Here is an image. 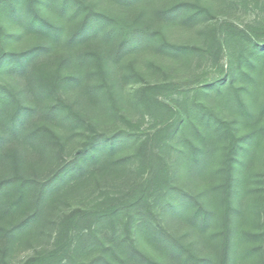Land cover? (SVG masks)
Masks as SVG:
<instances>
[{"label":"trees","instance_id":"16d2710c","mask_svg":"<svg viewBox=\"0 0 264 264\" xmlns=\"http://www.w3.org/2000/svg\"><path fill=\"white\" fill-rule=\"evenodd\" d=\"M103 1L106 10H99L94 0H0V239L13 243L32 238L36 225L49 221L63 206L68 213L61 217L55 248L35 251L21 264H162L140 249L138 239L173 264H216L212 253L216 243L220 247L217 264H230V255L239 254L238 244L244 239L252 245L245 254L259 253L264 260V188L257 200L260 219L255 230L242 233L233 227L242 218L234 206L242 195L235 183L242 179L246 161L264 137V125L255 126L253 110L234 86L245 69L239 65L243 72H238L231 65L225 78L195 91L194 97L201 98L207 95L204 89H213L215 108L186 96L180 107L179 102L171 105L159 96L169 97L173 83L145 82L132 95L131 105L142 110V120L148 116L161 123L154 122L157 125L143 131L132 122L131 110H123L116 94L127 79L143 80L135 67L118 76L121 61L130 54L151 49L170 61L197 51L202 57L217 55L219 42L214 50V44L207 49L190 48L169 38L175 27L204 23L212 8L188 0ZM223 27L218 31L227 32L221 36L228 48L231 32L243 36L239 40L243 65L254 71L261 68L264 45H252L253 38L233 23ZM216 33L209 28L201 31L210 41ZM21 41L27 43L24 48L12 47ZM39 57L43 58L37 61ZM244 77L255 79L247 72ZM67 87L83 90L84 110L64 100L61 93ZM256 107L262 115L264 105ZM226 108L234 109L238 121L252 125L248 134L238 136L237 120L222 117L211 122L212 117L218 118L215 109L219 115ZM107 109L122 119L124 127L112 133L96 128L94 116L101 117L98 114ZM35 114L39 117L34 122ZM198 120L210 123V130L193 126L194 142L179 141V136L185 148L175 146V136L192 131L187 124ZM18 142L22 151L11 150ZM166 147H172L168 156ZM173 150L180 159L171 158ZM218 153L222 154V182L193 191L196 181L206 180L209 164ZM178 161L196 181L185 178L183 182ZM55 164L51 174L43 177ZM163 215L182 222L203 246L202 253L169 231ZM103 228L114 233V237L106 236L113 238L107 245L99 236ZM72 230L80 240L73 245L68 238L65 246ZM93 248L101 249L100 255L88 261L85 257Z\"/></svg>","mask_w":264,"mask_h":264},{"label":"rangeland","instance_id":"374dc122","mask_svg":"<svg viewBox=\"0 0 264 264\" xmlns=\"http://www.w3.org/2000/svg\"><path fill=\"white\" fill-rule=\"evenodd\" d=\"M94 1L98 2L97 8L99 10L107 9V6L104 5L103 0ZM188 1H197L203 5L210 6L212 8V14L209 18L206 17L204 23L202 22L195 27H175L172 33L169 34L170 40L180 45L189 46L190 48L197 46L207 49L208 46L214 44V50L218 49L217 42H219L221 44V50L215 56H213L212 54H207L205 57H202L201 53H198L199 51H197V54H192L193 56L191 57L183 56L180 59L171 61L156 56V54L153 53L151 49H148L147 51L142 52L140 54L137 53L133 56L130 54V56L124 58L121 61L118 76L122 78V74H124L125 72H129L132 69L131 67H135L139 70L140 73H142L143 80L127 79L125 83H123V90L120 91L119 88H117L116 94L119 97L120 104L123 110L125 112H127L128 109L131 110L130 118L132 119V122L138 124L142 131L149 128L151 125H157L154 124V122L161 123L160 120H155L148 116H146L144 120H142V110L133 107L130 101L135 91L140 88L145 82L155 83L159 81L170 82L173 83V85L175 86L174 92H171L169 97L160 95V100L166 101L171 105H174V103L176 105L179 102L178 106L180 107L181 100L184 96H186L189 101H192L193 99L197 101H204L208 104H211L212 107L215 108V98L213 89H204V91L207 92V95H203L201 98L199 96L194 97L195 91L197 89L206 88L208 84L215 80L225 78L227 73L230 71L231 65L233 69H236V71L239 72L241 69H239L238 66L241 65L242 68L245 69V72L243 74L239 73V76L236 82L234 83V86L236 88H239L242 98L246 103L250 105L251 109L253 110L255 119L259 122L255 123V126L259 127L264 125V111L262 115H259L260 109L256 107V105H264V65H261V68L257 67L258 69L255 71L250 68V65H243V60L240 54L241 46L239 44L240 37L243 36L238 35V32H231V43L229 44L228 48L224 44L225 36H221L222 32L224 34H227V32L218 31L222 28L223 30H225V27H223V25L227 23H233L239 28V30L244 31L246 34L248 33L253 38L252 45H264V0ZM208 28L217 30L216 36H212L213 41H210V36H202L201 34V31L203 29ZM30 42L31 41L29 40V42L27 43ZM27 43L25 41H21L19 44L14 43L12 47L24 48ZM247 43L248 42H246L245 44ZM42 58L43 57H39L37 61ZM130 60L131 66L128 65V61ZM160 65H162V69L160 68ZM125 67H127V69H125ZM246 72L254 76L255 79H253L252 81L251 79L245 78L244 74ZM3 80H6L7 83L10 82V80L6 78H3ZM20 86H22V84L18 85V88H21ZM81 91L83 90L79 88L67 87L63 89L61 94L64 100L66 102L73 103L76 109L80 110V108L82 107L84 110L86 101L84 100V98L82 99V96H80L83 95ZM251 93H254V97L251 95ZM218 107L220 108L219 105ZM214 111L217 114L218 118L212 117L211 122L217 123L214 120L226 117L225 119H227L229 122H236L237 120V122L235 123V127H237L238 136L242 134H248L251 131L252 125L242 123L240 122L241 120L238 121L240 117L239 115L235 114L233 108L223 109V112L219 111V115L216 112V109ZM119 113H122L123 115L126 114L124 112ZM87 114L88 116H93V114L90 112H87ZM96 114L97 113H95V115ZM98 115L101 117L98 118V116H94V122L96 124V128L99 131L112 133L120 127H124V122L122 121V119L119 118L118 115H111V111L109 109H107L105 112L102 111ZM38 117L39 115L35 114L34 122L37 121ZM187 125V128L191 129L192 131H187L184 134L179 133L174 138L175 146L180 145L179 149L185 148V144H181L179 141H185L187 139L193 140L194 142L193 134L196 133H194L195 129L193 128V126L200 131H203L207 128L208 130H210V123H206L203 120H198L194 123H188ZM179 136L180 140L178 141ZM14 147L17 150L22 151L23 145L21 144V142H18L12 144L10 146V149L13 150ZM171 148L166 147L164 149V155H167L168 151H170ZM10 149H8V151H11ZM239 157L241 158V156ZM34 158H37L36 154L34 155ZM171 158L174 160L180 159L179 155L174 153V150ZM221 163L222 154L218 153L216 156L213 157V160L209 164V167L207 169L208 172L206 174V180L204 181L201 179L200 181H196L194 179L193 173L185 171L183 168V162L178 161V167H180L179 170L184 171L181 172L182 175L180 176V178H182L183 182L186 181L185 178H192L193 180H195V185L198 187H195L193 191L199 192L203 184L216 185V183H219L220 181L222 182L224 178L223 173L219 172ZM56 164H61V162L58 161ZM56 164L53 166L51 165V168L49 169L48 173L43 174L42 176L46 177V175L48 176L49 174H51V171L57 166ZM263 176L264 137L262 138V141L259 147L257 148L255 155L252 157L251 160L246 161L245 169H243L242 179L240 181H236L235 183V188L240 191L242 195L234 200V206H237V208L241 210L242 218H240V220L236 224H234L233 227L237 229L239 228L242 233H249L254 231L257 225V221L259 223L260 217L258 213L260 210L257 209V200L259 199L260 195L263 194V192H261V190L264 188V185L261 184V177ZM87 197L91 198L89 195H87ZM208 199L209 198L207 197L205 201L206 204H208L209 202ZM73 202L74 201H70L69 203L73 204ZM59 210L60 211H58L56 215H50L51 217L47 216L50 217V219L49 221L43 223V225H36L37 233H32V238L27 236L26 239H15L13 243H4V240L0 239V264H21V262L25 258L33 255L35 251L42 252L54 249L55 243L58 241L59 234L61 231V217L67 215L68 213V210L63 208V206H61ZM235 217L236 215L234 214L233 220L235 219ZM162 220L164 222V226L168 227L169 231L175 233V235H179L185 238L186 244H192V247L196 248L197 251H200V253H202L203 250L201 251V249L203 246L198 243V239L194 237L195 235H190V233L187 232L182 222H180L178 219L168 218L164 215L162 217ZM209 234H211V232ZM78 235L79 233L77 231L72 230L71 232H69L68 235L65 237V246L69 241L68 238L73 239V245L77 244V241L80 240ZM118 235L119 234H117V236ZM99 236L101 238V242L107 245V242H113V238H106V236L114 237V233H111L108 228H103L101 235ZM134 236L136 238V232L134 233ZM244 240H242L241 243L238 244L239 254L232 253L230 255V264H264L263 257H261L259 253H250L248 255L245 254L247 249L252 245L248 244L247 241L245 242ZM92 243L94 242H91L90 244ZM256 243L258 245L262 243V240L257 241ZM138 246L146 254L158 259L162 264H173L170 258L158 255V253L150 245H148L147 243L144 244L140 239H138ZM100 251L101 249L99 248H93L92 251L88 255H86L85 259L88 261L91 260L93 257L100 255ZM212 253H214L213 257L216 258L215 263L217 264L220 255V247H217V243L212 247Z\"/></svg>","mask_w":264,"mask_h":264}]
</instances>
